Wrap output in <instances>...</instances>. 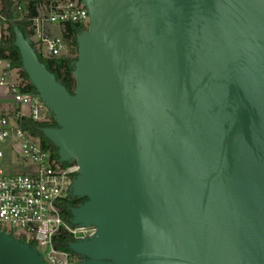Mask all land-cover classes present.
<instances>
[{"label":"water","instance_id":"water-1","mask_svg":"<svg viewBox=\"0 0 264 264\" xmlns=\"http://www.w3.org/2000/svg\"><path fill=\"white\" fill-rule=\"evenodd\" d=\"M71 95L22 33V67L81 170L79 264H264V0H82ZM0 264H44L0 232Z\"/></svg>","mask_w":264,"mask_h":264},{"label":"built area","instance_id":"built-area-1","mask_svg":"<svg viewBox=\"0 0 264 264\" xmlns=\"http://www.w3.org/2000/svg\"><path fill=\"white\" fill-rule=\"evenodd\" d=\"M37 10L38 14L31 18L29 41L36 54L45 59L68 54L69 44L64 38L67 23L81 24L88 29L89 14L82 0H38ZM7 72L8 67L2 73L0 84L7 83ZM11 91L16 102L29 107V117L46 120L40 113L42 102L38 98L17 88ZM18 117H22L20 112ZM10 140L14 141L15 154L26 163V170L5 173L4 154L0 149V232L26 245L33 244L44 264H79L85 260L83 256L54 247V240L62 231L72 237V242L91 240L99 231L95 225L69 224L61 217L60 201L68 197L82 198L72 191L81 170L77 156L65 162L58 152L55 157L51 148L43 149L37 139L1 118L0 145Z\"/></svg>","mask_w":264,"mask_h":264},{"label":"trees","instance_id":"trees-1","mask_svg":"<svg viewBox=\"0 0 264 264\" xmlns=\"http://www.w3.org/2000/svg\"><path fill=\"white\" fill-rule=\"evenodd\" d=\"M38 0H0V61L8 63L9 70H17L19 82L11 86L17 88L21 93H28L33 98H40L37 90L31 84L27 74L23 70L21 57L18 48L14 45L15 34L14 28H17L23 37L29 42L33 48V44L29 41L32 34L31 18L38 14ZM85 27L77 23H67L65 25L64 38L68 41L69 52L66 56L52 59H45L37 54L39 61L45 65L46 69L52 73L57 82L73 95L76 90V78L74 69L78 60V47L76 37L83 32ZM40 113L43 114V108H40ZM46 120H34L32 117L22 116L16 121V125L27 135L37 139L43 149L51 148L54 151V156L57 157V146L51 143L42 133V128L58 127L53 114L46 117ZM67 164V163H65ZM87 198L68 197L59 202L61 208L62 219L71 223L72 208L83 204ZM73 241L72 237L66 232H61L54 240V247L62 251H71L69 244ZM34 247L33 244L30 245Z\"/></svg>","mask_w":264,"mask_h":264},{"label":"crops","instance_id":"crops-1","mask_svg":"<svg viewBox=\"0 0 264 264\" xmlns=\"http://www.w3.org/2000/svg\"><path fill=\"white\" fill-rule=\"evenodd\" d=\"M1 37V31H0ZM8 63L6 61H0V79L2 73L7 69ZM17 70H9L7 72V83L0 84V119L6 118L11 126L16 125V121L19 118L18 113L20 112L22 116H29V107L27 105H22L13 99L11 86L18 83ZM10 148L13 147L14 141H8ZM13 150V149H12ZM14 152V150H13Z\"/></svg>","mask_w":264,"mask_h":264},{"label":"rangeland","instance_id":"rangeland-1","mask_svg":"<svg viewBox=\"0 0 264 264\" xmlns=\"http://www.w3.org/2000/svg\"><path fill=\"white\" fill-rule=\"evenodd\" d=\"M43 115L46 117L50 114V110L47 104L42 100ZM47 119V118H46ZM8 141L0 145V149L3 151L4 158L2 168L7 174L21 173L26 170V163L22 162L20 158L13 152V148H10ZM38 252V248L36 249Z\"/></svg>","mask_w":264,"mask_h":264}]
</instances>
